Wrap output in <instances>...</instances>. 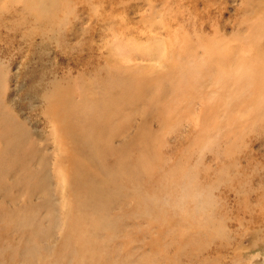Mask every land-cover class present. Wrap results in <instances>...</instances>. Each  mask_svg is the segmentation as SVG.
<instances>
[{
	"label": "rangeland",
	"instance_id": "1",
	"mask_svg": "<svg viewBox=\"0 0 264 264\" xmlns=\"http://www.w3.org/2000/svg\"><path fill=\"white\" fill-rule=\"evenodd\" d=\"M262 63L264 0H0V121L50 178L1 169L0 264H264ZM91 112L118 137L105 215L73 189Z\"/></svg>",
	"mask_w": 264,
	"mask_h": 264
},
{
	"label": "bare ground",
	"instance_id": "2",
	"mask_svg": "<svg viewBox=\"0 0 264 264\" xmlns=\"http://www.w3.org/2000/svg\"><path fill=\"white\" fill-rule=\"evenodd\" d=\"M19 1L29 4V6H33L37 2H47L49 0ZM51 4L53 5V2ZM34 12H36V10H34ZM262 66H264V63H262ZM262 72H264V67L262 68ZM257 77L261 78L260 76ZM253 79H256V75ZM73 116H76L78 119H80V115L78 114H74ZM112 118V114H97L91 112L87 117V130L75 128L71 122L70 124L66 123L67 125H65L67 133L66 135L69 140L73 142L71 148L75 153H78L74 159L72 168L83 171L82 175L77 176L76 183L73 185V189L77 190L79 194H82L79 207L92 208L93 211L101 209L103 215L109 212L113 204V195L111 193V189L114 188L110 182V179H108V177H106L103 172H106L111 165L117 163L116 160V162H113L110 165L108 164V166L102 165L103 160H106L107 163L108 158H114L112 153L109 155V153L112 152L110 145L112 144L111 141H115L118 139V137H112L110 140L108 135V141L106 143L103 141L104 133L107 130V125L113 124ZM0 124L5 125L7 131L4 132V135L2 136V142H6L9 145V148L7 149L9 156L1 161L0 171L4 166L13 164L10 169H4V171H9L10 173L15 174L20 181H24L26 185L33 189V193L42 191L43 183L48 185L50 180L49 176L47 175V164L42 162L38 169L35 170L34 168H31V149H26L29 134L19 133L12 124V128H9L7 124H3L1 121ZM136 145L134 146L136 147ZM134 146L132 145V147ZM137 146L139 147V145ZM56 164L58 165V163H55V168ZM90 166L93 168L100 166V169L99 171L92 170L89 169ZM122 169L123 168L120 170L122 171ZM30 221L31 219L27 220V222ZM27 222H25L26 225H28ZM108 227L109 225L106 222H99L94 227H92V232L97 235ZM90 238H92V234L88 232L86 240H89ZM95 243L96 241L89 243L88 251L91 249H96ZM99 263H101V261H99ZM91 264L96 263L93 261Z\"/></svg>",
	"mask_w": 264,
	"mask_h": 264
}]
</instances>
